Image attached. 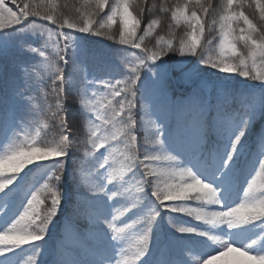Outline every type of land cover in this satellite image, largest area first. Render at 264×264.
Listing matches in <instances>:
<instances>
[{"label":"snow or ice","instance_id":"obj_1","mask_svg":"<svg viewBox=\"0 0 264 264\" xmlns=\"http://www.w3.org/2000/svg\"><path fill=\"white\" fill-rule=\"evenodd\" d=\"M12 50L0 264H47L70 200L52 264H264V0H0ZM173 69L217 79L173 100Z\"/></svg>","mask_w":264,"mask_h":264},{"label":"trees","instance_id":"obj_2","mask_svg":"<svg viewBox=\"0 0 264 264\" xmlns=\"http://www.w3.org/2000/svg\"><path fill=\"white\" fill-rule=\"evenodd\" d=\"M169 2H173V0H169ZM254 23L259 25L260 21L258 18V12L256 13V17L254 19ZM161 35L166 34L167 27L166 24H162L161 28L158 29ZM177 37L183 35V28H179L176 30ZM89 47L99 53L104 54L106 59L111 60L113 63H118L117 56L115 54V48L118 47L116 45H112L111 41L103 40L102 38L98 37H89L88 38ZM167 59V58H166ZM176 59H180L177 57ZM196 58H192L195 61ZM21 60L25 61L26 63H32L29 57H21L15 50L9 51L6 55L0 54V68H7L8 73L5 77L4 75H0V125L3 124L6 117L11 113L12 104L10 101V83L13 79H15L16 74L13 71V65L15 63L20 62ZM191 65V64H189ZM188 65V66H189ZM202 68L204 66H201ZM211 69H207L202 73L209 75V71ZM178 74L176 70H172L169 74L167 79L166 87L169 96L173 100H179L186 97L195 87L198 86L199 81H194L192 84L184 86L182 83L177 82ZM239 77L232 78L230 80V84L235 89L243 90L246 87L245 82L238 81ZM252 82V81H251ZM254 83V82H253ZM77 111V105L73 103L70 107V112L75 113ZM3 140V135L0 134V141ZM79 156V153H78ZM39 179V177L37 178ZM66 188L71 194L72 185L71 182L66 185ZM73 214V207L72 201H68L63 205L61 215L58 218L57 227L52 229V232L57 235V239H51L48 241L47 244V251L43 254V259L47 262V264H52L53 259L55 258V248L60 240V236L64 231L66 225V218L72 217ZM72 227L79 230L81 233L85 231L87 227V222L83 218L73 219L72 220Z\"/></svg>","mask_w":264,"mask_h":264},{"label":"rangeland","instance_id":"obj_3","mask_svg":"<svg viewBox=\"0 0 264 264\" xmlns=\"http://www.w3.org/2000/svg\"><path fill=\"white\" fill-rule=\"evenodd\" d=\"M193 65H185L184 66V72H186L187 71V69L188 68H190V67H192ZM173 70H176V69H173ZM177 71V74H178V78L176 79L177 80V82H180V83H182L184 86H187V85H190L192 82H194V81H199L200 80V78H203V79H205V80H212V81H215L216 79H217V73H216V71L215 70H210L209 71V75H206V74H204V73H201V75H200V78H194V79H188V78H186V76L184 75V72H182V71H180V70H176ZM220 76H223V77H226V78H229V80H231L232 79V77H230L229 76V74H219ZM235 78V77H234ZM238 81H241V82H244L243 80H242V78H239V80ZM247 83H249V84H253V82H251V81H249V82H247ZM254 83H257V82H254ZM87 228V227H86ZM85 228V229H86ZM52 239H57V235L55 234V233H53V238ZM238 254H235V253H233V254H230V256L231 257H235V256H237ZM21 259L23 260V259H26V255H22V257H21ZM227 259L228 258H224V259H222V260H220V261H216L215 262V264H227Z\"/></svg>","mask_w":264,"mask_h":264}]
</instances>
